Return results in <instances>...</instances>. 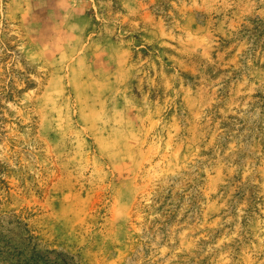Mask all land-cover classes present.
Segmentation results:
<instances>
[{
	"label": "rangeland",
	"instance_id": "1",
	"mask_svg": "<svg viewBox=\"0 0 264 264\" xmlns=\"http://www.w3.org/2000/svg\"><path fill=\"white\" fill-rule=\"evenodd\" d=\"M56 256L264 264V0H0V264Z\"/></svg>",
	"mask_w": 264,
	"mask_h": 264
},
{
	"label": "trees",
	"instance_id": "2",
	"mask_svg": "<svg viewBox=\"0 0 264 264\" xmlns=\"http://www.w3.org/2000/svg\"><path fill=\"white\" fill-rule=\"evenodd\" d=\"M31 261V260H30ZM34 263H37L35 260H33ZM54 264H73L72 262L64 261L63 259H59L57 256L54 257Z\"/></svg>",
	"mask_w": 264,
	"mask_h": 264
}]
</instances>
